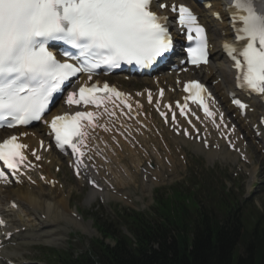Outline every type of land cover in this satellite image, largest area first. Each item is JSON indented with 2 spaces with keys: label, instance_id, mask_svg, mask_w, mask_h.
<instances>
[{
  "label": "snow or ice",
  "instance_id": "6c2138e0",
  "mask_svg": "<svg viewBox=\"0 0 264 264\" xmlns=\"http://www.w3.org/2000/svg\"><path fill=\"white\" fill-rule=\"evenodd\" d=\"M154 4L159 9L170 10L186 30L187 40L194 42V46L187 48L190 62L197 67L207 64L209 31L183 4L173 2L169 6L166 0H0V128L41 121L50 104L78 73H86L91 79L102 65L109 69L122 64L149 69L164 60L173 47L167 26L169 17L152 11ZM226 11L235 40L222 47L233 61L237 87L264 97V14L257 11L253 0H231ZM215 15L219 19V14ZM57 42L79 53L78 56L64 53L67 60L75 59L77 63L57 59L49 50ZM189 89L194 90V102L201 106L205 116L212 117L213 113L201 98L204 88L198 82H191L185 85V91ZM101 91L104 97L98 99ZM109 96L122 102L126 99L123 93L107 84L102 89L93 84L81 86L78 93L68 92L66 104L94 105L99 109ZM233 103L242 112L247 107L239 99L234 98ZM124 106L131 110L129 104ZM105 114L112 113L105 108ZM96 119V113L76 111L55 116L48 124L56 147L64 151L67 146L76 157L77 175L88 135L84 128L93 127ZM82 121H87V125H82ZM25 147L15 136L0 143L2 166L19 172L26 159ZM0 182H8L3 171H0ZM16 207L15 203L10 205L11 209ZM3 223L0 220V225Z\"/></svg>",
  "mask_w": 264,
  "mask_h": 264
},
{
  "label": "trees",
  "instance_id": "16d2710c",
  "mask_svg": "<svg viewBox=\"0 0 264 264\" xmlns=\"http://www.w3.org/2000/svg\"><path fill=\"white\" fill-rule=\"evenodd\" d=\"M172 195L180 202L159 199L155 219L130 216L133 242L102 224L98 225L102 237L114 239V247L96 241L87 252L52 253L50 260L53 264H232L238 230L219 224L212 215L192 216L196 213L186 207L191 194L174 191ZM259 258L254 261L250 254L236 264H261Z\"/></svg>",
  "mask_w": 264,
  "mask_h": 264
},
{
  "label": "rangeland",
  "instance_id": "374dc122",
  "mask_svg": "<svg viewBox=\"0 0 264 264\" xmlns=\"http://www.w3.org/2000/svg\"><path fill=\"white\" fill-rule=\"evenodd\" d=\"M187 151L191 153V148H187ZM198 157H199L198 164L200 166L195 165L192 167V169H194L197 172H203L204 170L210 169V167H208V165L210 164L206 163L205 157L202 155ZM259 157L260 160H259L258 175L260 176L259 178L262 181V185H260V187H257L256 193L254 195L247 197L255 198V201L260 206V208L257 209L259 210L260 213L264 214V158L260 156V154ZM188 169H189L188 162L184 166L178 164L175 173L171 175L166 174V179H164L163 182L160 181V183L153 184L152 186H149V184L141 185L138 179L135 180L134 183L131 184L128 187V189L124 192V196L126 200L123 201L122 202L123 204L121 205L137 211H147L149 207L152 205V192H153L152 190L162 185L168 186L175 184V181L181 179L182 173L185 175ZM219 169H222V167H219ZM231 171L235 172L236 170L232 168ZM57 177L58 180L60 181V185H64L65 193L59 195L55 193L56 191H52L51 194H49L46 197L55 200V201L52 200L53 201L52 203L54 204L59 203V207L57 208L58 216H59L58 222L48 227L46 230H43L40 233H35L44 236L43 241H39L37 242V244L44 245L46 247L55 250H63L66 249L67 247H71L73 250L79 249L81 251L87 247L89 240L99 237L97 231L93 227L91 216L86 215V213L92 212L91 207L96 204L94 203L92 204V202L88 203L89 201L88 199L89 197H91L89 195L90 193L87 190L79 187V184H77L74 181V179L70 176L65 164L61 166V172L58 173ZM237 178H238V180L236 181L237 184L229 183V186H232V188L235 189L234 191L236 197L242 199L238 195L242 193L239 190L237 192L236 186L239 187L243 191V193H246L247 185L244 184V180L242 181V179L244 178L242 177L241 173L237 172ZM117 183L121 185L122 180H119ZM141 186H144L145 188L142 189ZM58 196L61 197L57 198ZM91 200L92 198L90 199V201ZM96 201H98V199ZM120 201L121 199H115V200L112 199L109 200V203L112 204ZM70 212H76L75 214L77 215L81 214L83 216V220L79 222L74 218L70 217L69 214ZM28 250L29 248L26 246L21 247L20 251L22 252L23 257H26V255H24V252ZM29 258H31V261H34L35 263L38 262L37 259L35 258V253H31V257Z\"/></svg>",
  "mask_w": 264,
  "mask_h": 264
},
{
  "label": "bare ground",
  "instance_id": "6f19581e",
  "mask_svg": "<svg viewBox=\"0 0 264 264\" xmlns=\"http://www.w3.org/2000/svg\"><path fill=\"white\" fill-rule=\"evenodd\" d=\"M215 3H213L211 7V11H207L206 13L202 14L201 20L207 24L209 33L214 35L215 45L216 49L211 57V63L212 66L208 69L209 75H212L213 73L220 75L222 77V80L220 84L215 89L216 91H221L222 89H225L229 85V80L227 78L230 77V71L228 68V64L224 61L221 52L219 50L220 43L222 41L228 40V30H227V24L223 25H217L216 22L212 18L213 11H221L223 9V14L225 13V7L221 5L220 1L214 0ZM206 73V77H208ZM56 111H53L52 114H55ZM253 117L252 114L247 115L248 119H251ZM158 130L159 135H161V138L164 141V137H169L171 134L168 133V131H165L161 126L156 127ZM155 138L148 137V134L145 133L144 136L139 140V143L141 142V147L143 151L141 150H130L129 148L122 145V152L120 155L114 154V156H111L110 159V166L106 167L105 171H108V181L112 183V185H116L119 187V183H117L119 180H122L121 185H128V183L133 182L134 175L130 172L128 168V163L125 161V158L123 157V154L127 157L129 162H132V157L134 155H149V153L152 150V147H149V143H153ZM176 142V141H175ZM196 144V143H194ZM157 145H160V142L157 143ZM155 148V146H154ZM197 149V146H195ZM219 151H224L223 148H220ZM118 153V150H116ZM117 155V156H116ZM234 158V157H233ZM49 159V156L45 157V160ZM44 160V162H45ZM120 169L119 171H116V169ZM46 171L47 169L44 168ZM43 173V172H42ZM100 174V172H98ZM105 173L104 171L101 172L100 175ZM47 178H49L47 176ZM126 179V181H125ZM36 184L41 186L37 182V178L34 179ZM25 184L26 188H22L20 191H17L12 194H17V201L13 199H9V192H5V194L1 193L0 189V212L3 215L6 223L9 224V231H14L16 229L20 230L21 227L28 224L30 221H36V224H38V221L41 225H46L50 223H57L58 222V207L59 203H52L50 201H43L41 199V190H36L35 188H32L27 183ZM49 188V187H48ZM120 189H123L122 187H119ZM50 189V188H49ZM27 191V192H26ZM50 192V191H49ZM61 199V198H60ZM59 199V200H60ZM91 199V198H90ZM10 201L17 205L16 210L9 209ZM57 201V200H56ZM46 203V204H44ZM39 213V220H36V214ZM41 216H44V221H41ZM33 221V222H34ZM35 225V224H34ZM33 225V226H34ZM25 227V226H24ZM28 227H31V225L28 224ZM21 231H19L14 236L19 237L21 235ZM5 258H7L6 255H4Z\"/></svg>",
  "mask_w": 264,
  "mask_h": 264
}]
</instances>
